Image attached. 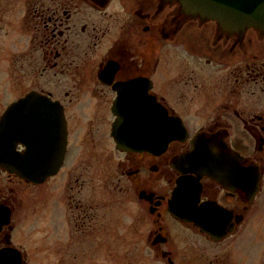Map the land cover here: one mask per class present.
<instances>
[{"label":"flooded vegetation","instance_id":"af4514ba","mask_svg":"<svg viewBox=\"0 0 264 264\" xmlns=\"http://www.w3.org/2000/svg\"><path fill=\"white\" fill-rule=\"evenodd\" d=\"M10 3L25 8L12 79L18 91L29 86L13 102L40 93L66 133L63 163L45 181L65 174L70 229L62 226L56 245L81 246L103 218L111 224L120 202L127 236L165 264H264V31L224 30L176 0ZM179 44L199 62L190 59L192 72L181 78ZM163 115L181 117L188 137L165 150L119 146L122 117L121 131L135 133ZM40 185L0 165V250L18 249L24 263L53 241L26 223Z\"/></svg>","mask_w":264,"mask_h":264},{"label":"water","instance_id":"95a60500","mask_svg":"<svg viewBox=\"0 0 264 264\" xmlns=\"http://www.w3.org/2000/svg\"><path fill=\"white\" fill-rule=\"evenodd\" d=\"M176 1L187 15L217 21L224 30L244 32L255 28L264 31V0ZM37 103L46 105L41 109L35 106ZM51 110L56 109L48 99L35 91L8 106L0 119L1 166L34 183H42L59 171L66 152V133L60 131V124L54 123L60 116ZM123 119H120V123ZM38 120H42V123H32ZM120 123L115 128V136L122 149L152 150L150 144L157 142L161 144L159 150H165L171 140H184L188 135L180 117H175L173 121L166 115L153 120L148 118L145 128L135 133L122 132L124 125ZM57 141L59 147L54 146ZM194 141L201 145L203 135ZM19 143L25 146L24 150L18 149ZM189 157L187 152L181 157L184 164L189 163ZM0 264L24 263L20 252L4 248L0 250Z\"/></svg>","mask_w":264,"mask_h":264},{"label":"rangeland","instance_id":"374dc122","mask_svg":"<svg viewBox=\"0 0 264 264\" xmlns=\"http://www.w3.org/2000/svg\"><path fill=\"white\" fill-rule=\"evenodd\" d=\"M10 2L11 0H0V117L13 100L29 88L23 85L18 91L12 79V53L17 50L15 46L16 19L24 14L25 8L17 9L16 5L13 7ZM178 48L180 52H183L180 55L182 60L178 73V77L181 78L192 72L193 64L190 59L194 63L199 64V62L196 56L189 55L184 45L179 44ZM58 93L63 94L60 90ZM68 168L69 166L66 170ZM64 177L65 174L62 172L52 181L41 184L37 194L31 195L27 201L26 223L35 228L37 238L43 239L48 235L49 241L52 239L53 241L46 244L51 249L50 252H39L42 254L41 258L26 264H165L161 258L155 256L146 242L142 243L137 241L139 238L130 239L127 236V218L120 202L115 203L110 217L111 224L108 222L109 217L103 218L104 222L89 232L81 246L75 245L69 239H65L62 245L57 246L56 234L63 229L62 226L66 228V231L70 229L65 219V211L68 216V207L65 204V188L61 182ZM69 192L71 191L68 188ZM98 196H101L100 193ZM106 222L109 223L108 229H106ZM34 254L39 255L36 252Z\"/></svg>","mask_w":264,"mask_h":264}]
</instances>
